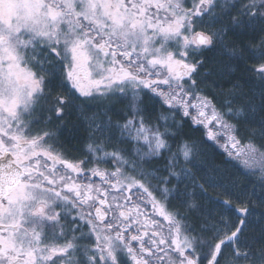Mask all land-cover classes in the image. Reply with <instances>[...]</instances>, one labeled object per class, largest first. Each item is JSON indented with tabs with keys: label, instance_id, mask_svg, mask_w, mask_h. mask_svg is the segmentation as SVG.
<instances>
[{
	"label": "snow or ice",
	"instance_id": "1",
	"mask_svg": "<svg viewBox=\"0 0 264 264\" xmlns=\"http://www.w3.org/2000/svg\"><path fill=\"white\" fill-rule=\"evenodd\" d=\"M222 261L264 264V0H0V264Z\"/></svg>",
	"mask_w": 264,
	"mask_h": 264
},
{
	"label": "trees",
	"instance_id": "2",
	"mask_svg": "<svg viewBox=\"0 0 264 264\" xmlns=\"http://www.w3.org/2000/svg\"><path fill=\"white\" fill-rule=\"evenodd\" d=\"M193 139H197L200 138L201 133L199 131H194L191 133ZM69 147L71 149H73V153H76L77 155H79L78 152L75 151L76 148L81 147V144L78 143L77 141L73 140L69 142ZM202 147L206 148L209 152H215V153H220L222 150L216 146H213L211 144V142H208L207 144L202 145ZM222 159V157L220 155H217V161L219 162V160ZM210 195L212 197H218V196H222V194L218 193V192H211L210 191ZM227 206H219L217 205V214H218V218L219 216H223V218L227 221H233L235 220V215L229 213L228 211H226ZM225 253H227V249H225ZM223 264V261H222Z\"/></svg>",
	"mask_w": 264,
	"mask_h": 264
},
{
	"label": "flooded vegetation",
	"instance_id": "3",
	"mask_svg": "<svg viewBox=\"0 0 264 264\" xmlns=\"http://www.w3.org/2000/svg\"><path fill=\"white\" fill-rule=\"evenodd\" d=\"M68 146H69V144H68ZM71 155H77L76 153H73V152H71ZM96 182L97 183H99V179L98 178H96Z\"/></svg>",
	"mask_w": 264,
	"mask_h": 264
}]
</instances>
